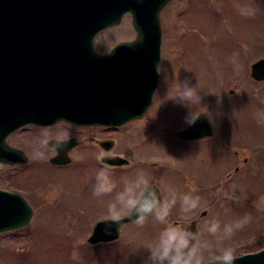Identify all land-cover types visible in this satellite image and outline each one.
<instances>
[{"label":"rangeland","instance_id":"obj_1","mask_svg":"<svg viewBox=\"0 0 264 264\" xmlns=\"http://www.w3.org/2000/svg\"><path fill=\"white\" fill-rule=\"evenodd\" d=\"M159 17L160 74L148 113L140 120L150 122L141 124L134 117L129 119L127 129L113 134L118 139L116 150L133 160L130 166L117 171L138 176L155 173L156 166L165 177L164 187L175 195V207H181L185 194L199 197L196 210L186 219L206 212L199 221H191H195L196 231H189L191 242L199 240L210 245L202 249V262L214 259L219 254L217 247L231 246L235 254L262 247L264 91L247 72L251 61L264 55V0H172ZM134 36L127 12L120 22L97 32L95 48L107 53L116 42ZM185 82L195 87L196 95L189 101L179 97V86ZM199 112H204L214 126L231 132L229 136L247 141H230L231 145L211 143L209 139L183 141L176 132L187 127ZM37 128L43 142L39 141L37 148L19 147L27 149L31 156V161L18 170L28 188L37 191L84 187L82 178L96 176L103 168L99 151L91 147H82L81 157L72 163L53 165L50 157L43 154L45 139L50 135L60 139L76 137L71 133L78 128L64 123L54 129L42 125ZM245 155L247 162L243 161ZM236 164L246 166L247 172H235ZM94 185L95 182L91 186ZM65 194L68 203L76 197L73 191ZM98 206L99 198L95 196L93 209L74 219L68 210H37L28 226L0 233V264H151L147 248L167 226L127 224L115 240L88 243L87 235L94 222L104 212L107 215V209ZM213 220L221 226L216 235L207 231ZM244 220L247 222L242 228L230 238H223L224 225ZM167 221L173 225L172 219Z\"/></svg>","mask_w":264,"mask_h":264},{"label":"water","instance_id":"obj_2","mask_svg":"<svg viewBox=\"0 0 264 264\" xmlns=\"http://www.w3.org/2000/svg\"><path fill=\"white\" fill-rule=\"evenodd\" d=\"M167 1L0 0V109L13 111L15 116L8 113L12 119L18 116L15 119L41 124L61 119L120 124L142 115L158 79L159 14ZM127 12L135 37L119 41L107 53L97 52L95 34L120 22ZM250 75L264 78V57L251 64ZM201 122L205 132L197 129ZM211 128L200 112L177 135L202 137ZM52 141L58 152L51 161L67 162L69 141ZM5 192L0 189V232L23 227L33 216L31 206H24L25 200ZM13 201L21 202L22 207ZM129 218L123 216L119 224L108 218L97 220L87 241L117 238ZM194 222L187 231L194 230ZM233 264H264V247L235 255Z\"/></svg>","mask_w":264,"mask_h":264},{"label":"flooded vegetation","instance_id":"obj_3","mask_svg":"<svg viewBox=\"0 0 264 264\" xmlns=\"http://www.w3.org/2000/svg\"><path fill=\"white\" fill-rule=\"evenodd\" d=\"M172 0L168 1L170 3ZM166 4V5H167ZM165 7V6H164ZM264 57V55L260 54L255 58V60ZM254 60V61H255ZM248 65V72L250 75V66L252 62ZM160 74V73H159ZM251 80H253L258 85L257 87L261 89V92L264 91V78H255L251 76ZM227 90L234 93V89L231 87H227ZM241 93V92H240ZM151 105V104H150ZM150 105L146 108L143 115L137 117L138 121L142 120L141 118L147 115V111L150 107ZM9 108V107H8ZM7 109H0V189H3L9 193H12L14 197L17 200H25V207H29L28 204L31 206L33 210V216L35 217L37 210H44V209H50V210H68L72 213L71 218L74 219L76 217H79V213H84L86 210L93 209L94 206V198L96 195H94V186H91L93 182H95L96 176L86 175L85 178H82L81 181L85 184L84 187H74L71 189H58V190H52V189H42V190H35L32 188H28L27 181L24 180L23 176H19L18 170L25 165H27L31 161L30 153L27 151V149H21L19 147H34L37 148L39 144V141H41V136L39 137L37 135L38 126H47L50 128H55L57 125H62L63 123L70 126L78 128L75 133H71V135H76V137H70V138H63L60 139L58 137H52L53 135H50L51 137L49 139H45L46 142V148L44 149L43 154L46 156L48 155L51 161V158L58 152V147L54 144L55 141L52 140H58L64 142L65 140L68 142V149H67V155H68V161L67 162H52L51 163L55 166H63L67 165L69 163H72L76 160H78L81 157V148L82 147H91L95 150L99 151L98 154V160L99 163L103 166V168H106L109 172L110 178L113 181L115 187L113 191L109 194L98 196L99 198V206L98 208L107 209V205L110 201H114L116 195L121 192L125 186V181H135L138 176H133L127 173L126 170L123 171H117L120 170L121 167H127L130 166L133 162L132 159H128L124 154H121L116 150L118 139L114 138L113 134L115 132H118L120 129H127V125L131 122L130 120L120 124V125H106V124H74L69 121L65 120H59L50 122L48 124H39L35 121H24V118L18 120L15 118H18L16 116L14 119L11 118V114L15 116L14 112ZM8 113H11L8 115ZM206 116V115H205ZM207 117V116H206ZM8 119H11L7 121ZM208 121L211 124V130L210 134L208 136L203 137H180L183 141H192V140H203V139H209L211 143L216 142H223L221 145H231L230 141H247L244 139H241L237 136L231 137L229 136V131L227 129H221V126L217 127L214 126L213 121L208 119ZM142 122V121H140ZM139 122V123H140ZM149 121L145 122L143 121L141 124H148ZM185 128V127H184ZM33 131V135L31 133V137L29 135L30 132ZM86 134H92L89 138H87ZM177 134V133H176ZM60 137V136H59ZM68 137V136H67ZM17 141L15 143L14 141ZM5 142V145H3ZM43 141H41L42 143ZM227 152L228 149L226 148ZM237 151L235 150L233 154L236 155ZM32 154V153H31ZM232 154V155H233ZM233 157V156H231ZM5 159V160H2ZM248 157L245 155L243 156V161L247 162ZM155 164V163H154ZM157 171L152 174V172H146L144 173L145 179L149 182V185L152 189H154L158 195L161 201H167L170 200L169 196H175L170 195L169 191L164 187L166 185L165 177L162 176L161 172L158 171L159 168H157ZM247 167L244 165L236 164L234 171H242L244 173L247 172ZM245 174V173H244ZM79 178V177H78ZM80 179V178H79ZM33 190V191H32ZM67 191H73L76 192V197L73 201L68 203L66 201V194ZM171 197V198H172ZM13 198V197H12ZM14 202V201H13ZM17 203V206H21V202H14ZM24 204V203H23ZM22 207V206H21ZM197 208V207H196ZM196 208L194 210H196ZM213 209V208H212ZM181 207H175L173 206L171 208L170 214L166 218V223H160L156 221L154 216H148L146 218V221L144 225L146 224H156V225H168L169 221L167 220H173L172 224L174 226H180L183 227V229H186V227H189V224L193 219H198L199 221L204 214L201 215L199 213L198 217H192L187 221V217L190 216V212H184L183 216L180 214ZM106 212H104V216L102 218H107V215H105ZM77 214V216H76ZM128 215L127 210H124V216ZM32 216V219H34ZM135 217L129 218L127 221H125L122 225L127 224H134L133 219ZM30 223H32V220ZM122 231V228H121ZM120 231V233H121ZM192 235V234H191ZM262 247H258L257 249H249L247 251H244L239 254L240 255L244 253H252L260 250Z\"/></svg>","mask_w":264,"mask_h":264},{"label":"clouds","instance_id":"obj_4","mask_svg":"<svg viewBox=\"0 0 264 264\" xmlns=\"http://www.w3.org/2000/svg\"><path fill=\"white\" fill-rule=\"evenodd\" d=\"M182 100L189 101L196 95L195 87L185 82L179 86ZM195 115L189 123L195 122ZM115 185L110 178L106 168H101L95 177L94 195L101 196L113 191ZM176 198L161 201L158 193L152 189L143 173L138 174L135 181H125V186L119 192L114 201L107 205V218L113 223L119 224L124 216V210L130 217H135L133 222L143 226L148 216H154L156 221L166 223L171 208L175 205ZM199 197L185 194L181 197V211L189 212L198 206ZM247 221H238L234 225L226 224L223 228V238H230L236 229L242 228ZM220 223L213 220L209 223L207 231L216 235L220 232ZM107 232V228L105 229ZM191 233L180 226L168 224L151 243L147 251L148 260L151 264H202V249L210 248L207 242L190 240ZM219 253L214 257L216 264H233L235 260V249L231 246L217 247ZM74 254V258H75Z\"/></svg>","mask_w":264,"mask_h":264},{"label":"bare ground","instance_id":"obj_5","mask_svg":"<svg viewBox=\"0 0 264 264\" xmlns=\"http://www.w3.org/2000/svg\"><path fill=\"white\" fill-rule=\"evenodd\" d=\"M197 129L200 130V131L204 130V123L201 122V123L199 124V127H198Z\"/></svg>","mask_w":264,"mask_h":264}]
</instances>
